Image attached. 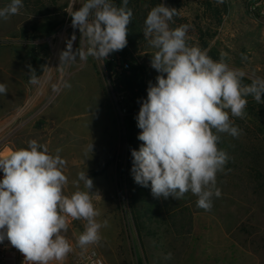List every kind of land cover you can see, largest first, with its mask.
I'll list each match as a JSON object with an SVG mask.
<instances>
[{
  "label": "rangeland",
  "instance_id": "1",
  "mask_svg": "<svg viewBox=\"0 0 264 264\" xmlns=\"http://www.w3.org/2000/svg\"><path fill=\"white\" fill-rule=\"evenodd\" d=\"M9 2L0 0V8ZM83 2L23 0L18 15L0 19V83L7 86V93L0 95V156L27 148L33 139L46 144L52 155L60 149L68 178L65 194L75 192L72 182L80 171L87 172L94 185L93 204L101 213L97 219L108 221L100 229V242L86 248L77 244L86 221L68 225L65 236L72 251L62 264H80L92 248L106 264H264V103L246 97L244 117H230L241 135L220 134L218 147L229 159L217 173L221 196L213 197L211 210L198 208V198L190 191L180 200L171 198L182 208L171 215L176 225L169 224L166 234L163 226L160 235L140 241L131 215L133 176L127 161L130 122L137 137L141 131L136 115L132 121L121 118L119 108L129 107L113 93L105 60L77 57L61 63L60 59L69 41L73 52L80 45L71 15ZM161 4L177 9L170 27L188 25L190 46L207 50L216 61L226 53V62L243 72V79H264V0H162ZM53 21L59 26L51 34L34 30ZM154 52L148 44L135 54L147 70V82L153 84L159 75L151 67ZM30 68L36 72V83L31 82ZM141 144L138 140V149ZM80 190H86L82 181ZM189 217L192 222H185ZM169 252L172 259L165 260Z\"/></svg>",
  "mask_w": 264,
  "mask_h": 264
},
{
  "label": "clouds",
  "instance_id": "2",
  "mask_svg": "<svg viewBox=\"0 0 264 264\" xmlns=\"http://www.w3.org/2000/svg\"><path fill=\"white\" fill-rule=\"evenodd\" d=\"M23 7V0H10L0 8V19L18 15ZM176 15L177 9L157 4L144 22L145 40L155 49L151 67L159 75L155 84L149 81L147 97L138 101L135 119L142 144L131 150V174L135 183L150 186L154 198L180 200L190 191L198 198L197 207L210 211L213 197L221 196L217 173L229 159L218 147L220 134L241 135L230 117H244L248 96L264 103V79L245 84V74L228 65L226 53L216 61L207 50L190 46L188 25L170 27ZM71 16L80 45L73 52L69 41L61 63L77 57L106 60L126 47L133 16L128 0L121 6L113 0H84ZM30 71L36 83V72ZM6 93L7 86L0 83V95ZM60 151L52 155L46 144L33 139L27 148L0 156V244L7 240L23 254V264H62L72 251L65 236L69 218L86 221L77 238L81 248L98 244L100 229L108 226L107 220L97 219L101 213L93 204L94 185L87 172L80 171L72 182L77 190L65 194L68 178ZM81 181L86 190H80ZM164 259L171 260L172 253Z\"/></svg>",
  "mask_w": 264,
  "mask_h": 264
},
{
  "label": "trees",
  "instance_id": "3",
  "mask_svg": "<svg viewBox=\"0 0 264 264\" xmlns=\"http://www.w3.org/2000/svg\"><path fill=\"white\" fill-rule=\"evenodd\" d=\"M162 0H128V8L133 12L131 23L128 25L127 45L120 51L114 52L105 60L107 77L112 87L113 93L123 98L129 110L126 121H132V116L138 115L142 99L147 97L148 76L146 68L142 65L135 54L148 45L145 40L144 22L148 12L161 4ZM116 6H121L122 0H113ZM59 26L58 22L42 23L34 27L38 34H51ZM243 83L250 84L251 81L243 79ZM264 99V95H262ZM135 121V120H134ZM128 168H132L131 150H138V139L134 122H130L128 129ZM100 174V173H97ZM130 183V207L131 215L140 241L144 237L160 235L162 227H165L163 234L167 233L170 225H176L175 218L171 215L182 209L171 197L168 199H157L151 194V188L142 187L131 179ZM164 215L171 216L170 219L163 218ZM185 222H192V217L184 218ZM170 222V223H169Z\"/></svg>",
  "mask_w": 264,
  "mask_h": 264
},
{
  "label": "built area",
  "instance_id": "4",
  "mask_svg": "<svg viewBox=\"0 0 264 264\" xmlns=\"http://www.w3.org/2000/svg\"><path fill=\"white\" fill-rule=\"evenodd\" d=\"M119 114L123 120L126 119L128 115V109L125 106L119 108ZM3 177V173L0 172V178ZM77 220H71L69 218V226L73 225ZM24 256L16 248L12 247L10 243L5 240L0 244V264H23ZM80 264H106L104 258L95 249H89L85 255L82 257Z\"/></svg>",
  "mask_w": 264,
  "mask_h": 264
}]
</instances>
